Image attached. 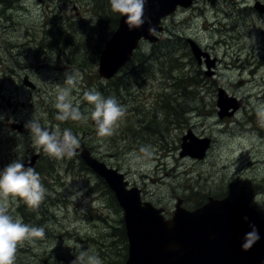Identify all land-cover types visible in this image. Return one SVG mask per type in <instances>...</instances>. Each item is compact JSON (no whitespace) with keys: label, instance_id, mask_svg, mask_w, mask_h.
I'll return each instance as SVG.
<instances>
[{"label":"rangeland","instance_id":"1","mask_svg":"<svg viewBox=\"0 0 264 264\" xmlns=\"http://www.w3.org/2000/svg\"><path fill=\"white\" fill-rule=\"evenodd\" d=\"M257 4L264 0H197L179 8L162 18L159 41H142L107 82L98 71L109 16L117 14L109 0H0V170L17 159L27 166L39 156L35 169L44 161L37 172L47 189L37 209L20 200L10 204L14 217L46 233L19 245L15 264H71L81 246L103 264H125L128 255L119 235L123 210L80 155L51 158L37 152L27 128H9L25 127L35 112L50 130L70 129L166 218L180 200L190 209L210 197L247 201L264 215V127L255 110L264 103V13ZM190 40L200 48V60ZM72 69L78 84L71 100L86 116L91 106L83 94L91 89L126 108L113 135L99 137L91 119L63 125L56 119L57 86ZM129 117L141 133L128 129ZM189 132L210 139L203 159L189 154L193 150L181 157ZM74 189L83 196L72 198Z\"/></svg>","mask_w":264,"mask_h":264},{"label":"water","instance_id":"2","mask_svg":"<svg viewBox=\"0 0 264 264\" xmlns=\"http://www.w3.org/2000/svg\"><path fill=\"white\" fill-rule=\"evenodd\" d=\"M193 2L146 0V23L134 30L128 29L126 17L121 16L100 55V77L109 80L116 76L131 61L141 40L159 41L157 34L163 30L162 18L174 13L178 6L188 8ZM256 8L264 13V5L257 4ZM150 27L154 31L150 32ZM189 43L200 60V48L192 40ZM25 82L35 87L28 78ZM12 129L25 131L26 127L13 125ZM182 141L185 152L181 157L193 150L194 154H189L203 159L210 146L209 138H198L191 132ZM80 150V158L106 182L123 210L128 241L125 264H264V218L249 202L210 197L202 206L188 210L181 206L180 200L172 218L166 219L164 209L143 202L138 188L128 189L129 183L122 173L93 157L81 144L76 152ZM38 158L34 156L26 167H34ZM250 225L256 226L260 239L244 250L242 244L245 234L251 231Z\"/></svg>","mask_w":264,"mask_h":264},{"label":"clouds","instance_id":"3","mask_svg":"<svg viewBox=\"0 0 264 264\" xmlns=\"http://www.w3.org/2000/svg\"><path fill=\"white\" fill-rule=\"evenodd\" d=\"M113 13L126 17L129 30L139 29L145 23L146 0H109ZM149 31H154L149 28ZM63 86H57V94L53 107L57 110L58 121H87L91 119L96 126L99 137L113 135L118 121L125 115L126 108L118 103L115 97H104L96 89L85 91L83 100L91 106L89 115L82 113L80 104H73L71 95L78 84V73L73 69L65 74ZM260 126L264 127V103L255 106ZM25 127L29 130L33 147L42 150L47 156L62 160L71 158L80 147V139L70 129L61 130L58 126L52 130L42 126L36 112ZM72 198L79 199L83 192L73 190ZM47 189L35 168L26 167L22 159L14 160L0 170V264H15L18 246L25 241L35 242L44 239L45 227L24 223L22 218L14 217L10 212V204L20 200L31 208L37 209L45 200ZM88 201H85L87 203ZM254 203L256 202L254 198ZM245 220L248 217H244ZM245 234L244 250L250 249L260 239L255 225ZM65 243V242H64ZM65 246L72 247L65 243ZM71 264H103L101 257L90 249L80 247Z\"/></svg>","mask_w":264,"mask_h":264},{"label":"trees","instance_id":"4","mask_svg":"<svg viewBox=\"0 0 264 264\" xmlns=\"http://www.w3.org/2000/svg\"><path fill=\"white\" fill-rule=\"evenodd\" d=\"M105 17V16H104ZM103 17V18H104ZM110 18H109V29H110V36L112 35V33L114 32V30L116 29V27H117V25H118V22H119V19H120V15H118V14H116V16H109ZM105 43V42H104ZM142 65V64H141ZM128 121H129V126H128V129L130 130V131H132L133 132V134H139V133H141L142 132V129H138V127L135 125V124H133V123H131L130 121H131V117H129L128 118ZM60 124H64V122L63 121H60ZM40 160H41V158L39 159V161H38V163L36 164L37 166H38V164H39V162H40ZM43 163H44V161H42L41 163H40V166H39V168L43 165ZM82 165L83 166H85V164L84 163H82ZM37 166H35V168L37 167ZM38 168V169H39ZM37 169V170H38ZM36 170V171H37ZM42 172H40V174H41ZM102 180V179H101ZM103 181V180H102ZM104 182V181H103ZM105 183V182H104ZM105 186H107L106 184H105ZM107 188H108V186H107ZM111 196H112V198H113V203H114V205H116L117 206V204H116V199H115V196L113 195V193L112 192H110L109 193ZM206 200H207V198H204L203 200H200V201H197V205H196V207H199V206H201V205H203V203L204 202H206ZM196 207H194V208H196ZM119 235L122 237V239H123V241L125 242V248H127V237H126V232H125V228L123 227V226H121L120 228H119Z\"/></svg>","mask_w":264,"mask_h":264},{"label":"flooded vegetation","instance_id":"5","mask_svg":"<svg viewBox=\"0 0 264 264\" xmlns=\"http://www.w3.org/2000/svg\"><path fill=\"white\" fill-rule=\"evenodd\" d=\"M13 72V71H12ZM15 72V71H14ZM13 72V73H14ZM23 84H24V86H27V83L25 82V80H24V78H23ZM28 87V86H27ZM33 89H35V87L33 88ZM10 125L11 124H9V128L11 129V131H12V128L10 127ZM25 134H29V130L27 131V132H25Z\"/></svg>","mask_w":264,"mask_h":264},{"label":"bare ground","instance_id":"6","mask_svg":"<svg viewBox=\"0 0 264 264\" xmlns=\"http://www.w3.org/2000/svg\"><path fill=\"white\" fill-rule=\"evenodd\" d=\"M263 15V14H262ZM33 23V22H32ZM62 32V31H61ZM62 35V34H61ZM65 35V34H64ZM64 37V36H63ZM68 39V38H67ZM28 44V43H27ZM141 45V44H140ZM101 50H102V48H101ZM101 52V51H100ZM147 77V76H146ZM107 81V80H106ZM108 82V81H107Z\"/></svg>","mask_w":264,"mask_h":264}]
</instances>
